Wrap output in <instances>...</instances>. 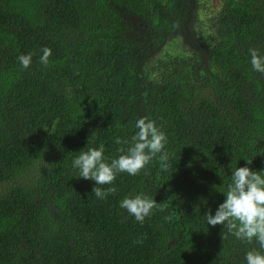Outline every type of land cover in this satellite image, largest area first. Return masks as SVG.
<instances>
[{
    "label": "trees",
    "instance_id": "trees-1",
    "mask_svg": "<svg viewBox=\"0 0 264 264\" xmlns=\"http://www.w3.org/2000/svg\"><path fill=\"white\" fill-rule=\"evenodd\" d=\"M199 3L0 0V264H244L258 247L204 216L232 168L264 171L249 55L264 54V0H221L204 31ZM140 117L166 133L168 170L155 158L97 199L71 160L101 143L117 155ZM140 193L159 204L143 224L119 208Z\"/></svg>",
    "mask_w": 264,
    "mask_h": 264
},
{
    "label": "clouds",
    "instance_id": "clouds-1",
    "mask_svg": "<svg viewBox=\"0 0 264 264\" xmlns=\"http://www.w3.org/2000/svg\"><path fill=\"white\" fill-rule=\"evenodd\" d=\"M51 50L44 48L39 59L47 65ZM250 64L254 72L264 75V54L256 48H249ZM32 54H21L18 61L22 69L32 63ZM119 147L117 155L106 156L105 144L86 146L71 160L75 177L95 182L92 189L97 199L104 200L116 192L113 186L118 174L137 176L155 158L162 168H169V153L166 150L168 138L155 120L140 117L134 123L130 136L115 137ZM250 163V162H249ZM108 185L106 189L103 187ZM224 200L215 210L205 216L207 225H222V239L234 237L246 244L258 247L246 251L244 264H264V171H252L249 167H234L226 187L221 192ZM154 199L143 193L125 196L119 201V208L125 210L136 222L143 224L158 207Z\"/></svg>",
    "mask_w": 264,
    "mask_h": 264
},
{
    "label": "rangeland",
    "instance_id": "rangeland-1",
    "mask_svg": "<svg viewBox=\"0 0 264 264\" xmlns=\"http://www.w3.org/2000/svg\"><path fill=\"white\" fill-rule=\"evenodd\" d=\"M221 5V0H200L199 6H198V26L200 28L202 27V30L204 31L206 28V25L209 21V16H212L216 11L218 10V7ZM164 48L166 49H179L178 45L168 46L166 45Z\"/></svg>",
    "mask_w": 264,
    "mask_h": 264
}]
</instances>
